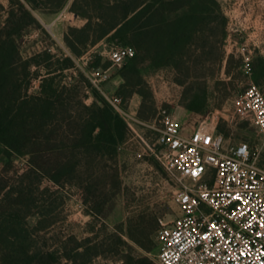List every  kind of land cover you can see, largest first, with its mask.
I'll return each mask as SVG.
<instances>
[{"label": "rangeland", "instance_id": "1", "mask_svg": "<svg viewBox=\"0 0 264 264\" xmlns=\"http://www.w3.org/2000/svg\"><path fill=\"white\" fill-rule=\"evenodd\" d=\"M73 1L36 0V9L32 12L38 22L29 25L17 41L25 58L37 57L46 51L55 59L71 57L75 66L60 74L61 81L67 85L79 83L82 88L76 100L83 98L86 104H91L95 98L87 82V69L91 67L86 65V57L105 52L113 42L103 39L94 46H88L81 56L72 52L65 35L70 27L80 28L86 23L82 17L74 15L76 19H73L70 11ZM218 2L227 19V37L223 42L220 28L213 36L210 28L204 26L189 59H184L178 66L155 67L146 60L141 64V76L128 72L125 79L122 67L127 61L122 66H113L111 79L102 85V90L98 89L107 99L119 95V88L127 83L121 96L127 108L142 121L138 123V132L155 152L129 129L115 155L102 161L81 156V185L73 182L55 185L47 179L38 183L35 173L22 176L29 169V156L14 157L12 166H5L0 156V215L5 202L16 201L15 196H7V191L16 192L22 184L32 189L35 214L27 218V223L36 247L60 250L65 249V241L71 235L79 240L91 236L96 244L95 250L99 252L92 264H139L136 260L142 257H148L153 264H160L156 256V234L152 240L143 238L139 242L141 236L136 229L144 216L155 215L160 222V219L168 221L178 215V207L173 200L176 185L156 154L157 130L146 123L159 126L163 109L181 120L185 113L183 103L199 87L207 86L209 93L210 111L205 118L218 110V125L222 126V132L231 144L241 141L261 144L262 135L253 122L239 117L232 121L225 118L232 119L226 109L250 82L244 59L249 56L253 61L259 55L264 56V42L257 45L258 39L264 41V0ZM10 7L11 0H0L1 23L6 20ZM43 13L49 20L46 23ZM222 55L226 58L232 56L230 63L226 58L218 59ZM95 63L92 68L112 65L106 54L102 55L98 65ZM32 69L37 68L34 66ZM38 72L33 77L31 93L39 90L46 71L39 68ZM261 88L264 91V84ZM70 155V151L64 149L49 153L47 157L51 163H56ZM89 198L91 203L86 204L85 199ZM93 207H101L102 212L92 215ZM145 247H151V250Z\"/></svg>", "mask_w": 264, "mask_h": 264}, {"label": "trees", "instance_id": "2", "mask_svg": "<svg viewBox=\"0 0 264 264\" xmlns=\"http://www.w3.org/2000/svg\"><path fill=\"white\" fill-rule=\"evenodd\" d=\"M35 2L11 0L8 16L0 22V156L5 166H12L14 157L29 156V169L22 176L35 173L38 183L47 179L55 185L68 182L81 185V156L102 161L115 155L129 129L89 79L94 101L86 104L83 98L76 100L81 85H67L60 75L75 66L71 57L55 59L48 51L37 57H23L17 37L29 25L38 22L32 12L36 9ZM70 11L76 17L86 19L82 27H70L65 35L75 55H83L88 46L103 39L135 47V56L122 67L125 79L128 72L141 76V64L146 60L155 67H162L178 66L184 59H189L204 26L210 28L213 36L220 28L222 42L227 37V19L218 0H74ZM101 58V54L92 56L89 67L92 68L95 61L98 65ZM225 58L222 55L218 59ZM226 59L230 63L232 56ZM34 66L36 70L32 69ZM39 68H45L46 72L39 90L31 93L33 77L39 73ZM251 69L254 81L261 87L264 84V56H257L251 62ZM126 84L119 88V95ZM75 105L77 107L73 108ZM183 108L182 128L192 130L210 111L207 86L194 90ZM218 131H223L221 125H218ZM64 149L71 155L51 163L48 154ZM33 194V190L24 184L16 192L7 191V196H15L16 201L5 202L2 206L0 264H92L99 252L95 250L91 236L79 240L71 235L65 241V249L60 250L40 249L33 244L27 223V218L35 214ZM91 200L85 199L86 204ZM91 210L96 216L102 212L101 207ZM148 216L142 217L136 229L141 236L139 242L143 238L152 240L160 228L159 218ZM145 248L151 250V247ZM136 262L153 264L148 257Z\"/></svg>", "mask_w": 264, "mask_h": 264}, {"label": "built area", "instance_id": "3", "mask_svg": "<svg viewBox=\"0 0 264 264\" xmlns=\"http://www.w3.org/2000/svg\"><path fill=\"white\" fill-rule=\"evenodd\" d=\"M101 54L112 65L87 69L92 86L100 90L111 79L112 67L122 66L136 49L113 44ZM91 58L86 57V65ZM244 61L250 82L226 109L232 119L224 118L253 122L262 135L261 144H231L218 131V110L192 130H184L180 119L166 109L159 126L146 123L157 130L156 154L176 185L173 200L178 215L160 219L156 234L160 264H264V91L252 80V59L248 56ZM107 99L128 129L146 142L138 132L142 121L123 97Z\"/></svg>", "mask_w": 264, "mask_h": 264}, {"label": "crops", "instance_id": "4", "mask_svg": "<svg viewBox=\"0 0 264 264\" xmlns=\"http://www.w3.org/2000/svg\"><path fill=\"white\" fill-rule=\"evenodd\" d=\"M72 13V12H71ZM44 14V16H45V18L43 19L44 20V22L46 23V22H48L49 20H48V18L46 17L47 16V14H45V13H43ZM72 16H73V19L75 20L76 19V17L74 16V14L72 13ZM67 18H71V16H68ZM56 23H57V21H56ZM83 24H84V21H83ZM262 42H264L263 40H260V39H258L257 40V45L258 44H262Z\"/></svg>", "mask_w": 264, "mask_h": 264}]
</instances>
